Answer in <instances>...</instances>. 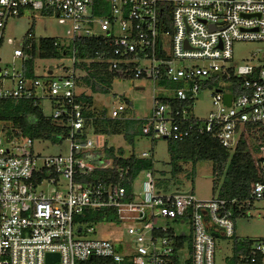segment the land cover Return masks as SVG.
<instances>
[{
    "label": "built area",
    "instance_id": "obj_1",
    "mask_svg": "<svg viewBox=\"0 0 264 264\" xmlns=\"http://www.w3.org/2000/svg\"><path fill=\"white\" fill-rule=\"evenodd\" d=\"M35 11L66 26V41L57 39L55 45L63 47L71 65L58 67L63 75L49 69L31 78L27 63L33 49L39 51L40 39L32 30L21 42L8 39L12 62L0 65V100H33L41 106L49 101L50 116L67 119V133L58 135L57 145L68 142L70 149L68 154L44 156L34 145L47 140L9 138L0 126V264H47L48 254L59 255L55 264L95 257L113 264H216L221 236L233 240V248L236 239L251 242L235 263L233 253L227 264H264V239L236 237L234 219L236 211L248 214L254 202H264V139L255 155L261 180L240 203L199 200L192 192L163 193L153 171L143 172L144 181L137 187L129 170L115 167L105 155V145L89 138L90 132L95 134V118L135 121L153 139L212 135L231 153L242 135L256 143L260 128L264 136V51L240 66L233 62V48L238 42L264 43V0H0V51L8 21ZM81 51L90 55L81 56ZM107 75L113 77L112 86L117 80L151 82L149 115L134 116L127 102L113 109L98 106L94 95L106 94V86L100 83L102 89L94 93L87 80L104 81ZM235 78L241 87H232ZM208 81L218 83L209 89L215 111L199 119L194 103L200 91L208 90ZM82 95L93 97L92 106L79 100ZM226 95H232L230 105ZM175 102L186 105L176 108ZM85 107L94 118L85 116ZM113 169L121 180L130 181L131 191L121 181H76L96 170ZM110 208L117 209L119 224L130 223L122 251L111 240L82 237L95 234L100 223L77 217ZM124 211L129 215L124 217ZM172 222L189 230H179Z\"/></svg>",
    "mask_w": 264,
    "mask_h": 264
},
{
    "label": "trees",
    "instance_id": "obj_2",
    "mask_svg": "<svg viewBox=\"0 0 264 264\" xmlns=\"http://www.w3.org/2000/svg\"><path fill=\"white\" fill-rule=\"evenodd\" d=\"M31 31V30H30ZM55 38H41L39 41V51L37 47L31 52L33 58L27 63V74L34 78L36 74V60L40 59H63L64 49L61 45H55ZM88 53V52H87ZM86 52H80L81 56H88ZM95 93L101 90L100 83H103L106 93H109L112 88L113 77L107 75L106 80L102 78H93L87 80ZM232 85V84H231ZM241 81L233 79L232 87H241ZM218 86V83L207 82L205 87L207 89ZM103 87V86H102ZM242 88L239 90L241 91ZM80 101L92 106L93 97L82 95ZM130 104L129 101H126ZM186 103L175 102L176 108L185 106ZM83 112L86 117H93L94 114L89 107H85ZM107 111H103L106 116ZM66 116L58 120H54L50 115L45 114L42 106L35 103L33 100H0V124L3 126L5 136L9 138L14 137H30L32 139H44L58 144L61 140L58 135L66 134L67 127L63 125L66 122ZM91 126L96 135H122L126 134L130 141H133V134L142 133L141 125L135 121H115L110 119H93ZM143 134V133H142ZM259 137L256 136L254 141L248 143L247 138L242 135L239 144L234 152L227 150L220 141L212 135H204L198 138H188L181 141H174L167 139L168 153L170 156L171 174L174 178L184 172V164L191 163L193 165L199 162H210L214 165V174L216 183L214 184V198L225 200H238L240 203H245L251 194L253 186L261 180L260 172L256 166L255 155L261 152L263 142V129L260 128ZM105 155L113 160L115 167H120L129 170V179L134 181L140 174L146 171H153L156 178V170L154 169L153 158H142L141 156L132 153L129 156L125 155L123 149L109 146L105 143ZM163 175L165 173L161 172ZM76 181L87 182L95 184L98 182L111 183L123 182L129 191H131V183L129 180H121L119 172L113 170H96L89 176L77 177ZM157 181V178H156ZM157 186L160 187L159 181ZM249 206L245 204L243 209H248ZM234 210V209H233ZM242 214L240 211L234 213V219ZM79 220L92 221L95 223L112 222L120 223L117 209H101L86 211L83 215L78 216ZM251 246L250 241L242 242L235 240L234 242V256L232 261L236 262V257L239 253L247 251ZM78 264H113L111 259L106 258H92Z\"/></svg>",
    "mask_w": 264,
    "mask_h": 264
},
{
    "label": "rangeland",
    "instance_id": "obj_3",
    "mask_svg": "<svg viewBox=\"0 0 264 264\" xmlns=\"http://www.w3.org/2000/svg\"><path fill=\"white\" fill-rule=\"evenodd\" d=\"M32 30L37 39L55 38L61 41H66V26L61 25L57 19L53 17H45L40 11L26 12L19 18H14L8 21L6 28V42L1 48L0 57L3 61L0 65L5 68L10 66L12 62L13 46L7 43L8 39H15L21 42L25 35ZM264 51V43L260 42H238L233 48V62L243 66L247 61L252 59L254 53H259V56ZM256 63V60H254ZM61 64L71 65L68 58L63 59H40L36 60V73L39 76L47 73L49 69H53L56 75H63V72L58 70ZM18 66V64H17ZM228 87V85H227ZM138 88H144L143 90ZM82 89L87 90L86 87ZM80 91V90H79ZM213 91H200L194 103L193 114L199 119H207L211 112L215 111L213 105ZM153 85L146 80L137 81H115L110 92L106 94L94 95L95 102L98 106H106L113 109L119 103L130 102L131 113L134 116H148L152 108ZM42 108L45 114L52 113L49 101L45 100L42 103ZM5 126V124H0ZM89 138L94 143L105 145L107 143L111 147L124 150L125 155L129 156L135 153L141 156L148 152L152 154L154 160V169L156 170L157 182L160 183V189L163 193L175 192H192L199 200H211L215 197L214 184L216 177L214 174V165L210 162H199L196 165L191 163L184 164V172L174 178L171 174L170 156L168 153L167 139H153L150 136L142 133L133 134V141L128 139L126 134L122 135H96L93 132L89 133ZM36 153L47 155L68 154L70 144L64 142L60 145L54 144L51 141L36 142L34 145ZM257 158V156H255ZM102 159L101 161H103ZM164 172L163 175L161 172ZM144 181L143 174L137 178L136 186L140 187ZM129 214L124 211L123 216ZM128 222L122 224L111 222H101L96 224V233L85 236L87 239L111 240L115 245L121 248L129 240L127 234ZM236 237L245 240L257 241L264 239V202L256 201L251 206L248 214H239L235 219ZM172 225L179 230L188 231L187 225L180 226L172 222ZM125 249V248H123ZM233 240H229L223 236L217 239L216 264H227V260L232 257Z\"/></svg>",
    "mask_w": 264,
    "mask_h": 264
},
{
    "label": "water",
    "instance_id": "obj_4",
    "mask_svg": "<svg viewBox=\"0 0 264 264\" xmlns=\"http://www.w3.org/2000/svg\"><path fill=\"white\" fill-rule=\"evenodd\" d=\"M231 100H232V95H226L225 96V103L227 105L231 104ZM164 139H167V138H164ZM214 235L216 236V234H214ZM58 260H59L58 254H48V256H47V264H55V262Z\"/></svg>",
    "mask_w": 264,
    "mask_h": 264
}]
</instances>
